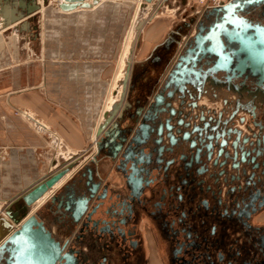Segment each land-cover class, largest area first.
<instances>
[{"label":"flooded vegetation","instance_id":"1","mask_svg":"<svg viewBox=\"0 0 264 264\" xmlns=\"http://www.w3.org/2000/svg\"><path fill=\"white\" fill-rule=\"evenodd\" d=\"M174 13L180 19L154 48L151 67L129 71L114 116L121 118L117 156L97 150L100 134L85 162L92 179L85 187L76 182L79 174L73 178L77 196L89 199L82 218L50 201L38 208V220L67 256L56 264H264V84L234 81L237 91L215 73L218 80L210 76L192 97L184 94V132L220 113L227 123L202 130L200 138H172L169 109L149 112L147 105L164 81L159 68L172 66L193 32L196 14ZM245 16L264 24V3ZM167 100L180 110L177 97Z\"/></svg>","mask_w":264,"mask_h":264},{"label":"water","instance_id":"2","mask_svg":"<svg viewBox=\"0 0 264 264\" xmlns=\"http://www.w3.org/2000/svg\"><path fill=\"white\" fill-rule=\"evenodd\" d=\"M98 2L99 0H60L57 6L61 10H71L77 7H91ZM152 2L153 0H142L139 7L144 8L141 5ZM8 3H11V9ZM263 3L264 0H232L224 6L202 10L199 16H195L197 19L195 18L192 34L167 71L162 86L147 105L149 112H156L155 109L158 112H166L169 109L166 123H169L172 138L184 139V135L189 138L191 135L193 138H200L202 130H212L219 123H227V120H221L220 113L217 119L200 118L199 123L193 124L190 131L184 132V109H182L184 94L187 93L192 97V90L200 91L210 76L218 80L214 76L215 73L221 72L228 83L233 84L237 81L243 85L242 87H245L246 81L258 87L264 84V24L252 21L245 16L247 13L254 12V9L262 6ZM16 7L21 10H17ZM37 8L34 0H0V13L3 15L5 25L21 19ZM141 17L137 19L136 32L146 21L144 18L140 19ZM130 58L131 51L128 56L129 60ZM129 60L126 62L127 68L123 79L119 82L122 88L121 96L103 114V120L97 128V135L101 134L96 142L97 150L112 158L117 156L120 149L119 143L122 141L116 136L118 120L121 118L116 116V121L114 116L123 100ZM239 83L233 84L237 91H240ZM174 97L179 99V111L174 110L167 100ZM239 105V100H236V108ZM146 119L149 122L152 121L151 117ZM171 122L173 125H170ZM185 125L188 126V124ZM142 126L143 130L148 127L147 124ZM226 132L229 136V131ZM202 135L206 137L205 134ZM68 173H71L70 177L64 182H59L63 181L61 179ZM78 174L80 179L76 182L84 183L86 187L88 180L93 177V169L89 163L79 165L77 160L64 161L51 175L7 204L4 214H0V264H56V261L67 259L66 255L60 254L58 242L45 228L43 221L38 220L37 211L39 207L50 201L54 202L57 208L72 212L75 221L82 218L89 199H81L76 194L77 183L73 178ZM58 182L60 184L54 186ZM47 191H51L52 194L36 206H32ZM27 209H30L29 212L24 213Z\"/></svg>","mask_w":264,"mask_h":264},{"label":"rangeland","instance_id":"3","mask_svg":"<svg viewBox=\"0 0 264 264\" xmlns=\"http://www.w3.org/2000/svg\"><path fill=\"white\" fill-rule=\"evenodd\" d=\"M34 2L38 6L36 11L25 14L22 19L15 22L6 25L3 23V27L0 25V78L7 73L10 78L23 80L30 89L43 91L45 86L40 82L43 70L46 69L47 73L52 75L58 73L54 71V67L59 60L90 59L92 62L91 84L94 95L97 93L99 96L97 99L99 107L96 115L94 114L92 134L85 149L88 154L91 147L93 151L95 150L94 146H91L92 140L96 138L95 127L102 119L111 98L116 95L119 80L123 77L121 73L127 57L125 50L127 49L128 54L131 43L134 42L132 59L134 62L137 61L143 36L145 39L146 35L150 36L153 32H159L160 35H157V39L155 38V41H159L172 21L180 19V16L178 14L175 15L176 18H168L160 15V18H154L153 12H162L167 15V8L161 5L155 9V5L149 4L141 5L144 8H140L139 0H114V3L108 1L80 17L76 13L71 15L58 13L57 0H42L41 8L37 0ZM8 4L11 9V3ZM198 8L200 11L196 12L197 8L187 7L184 14L191 12L199 16L202 9L199 5ZM16 9L21 10L19 7ZM173 15L171 13V16ZM139 16L146 17V21L140 32L135 33L132 29ZM130 36H132L131 39ZM128 41L129 47L126 48ZM61 64L66 76H72L74 71H78L79 76L83 77L88 69L84 67V62L78 67L67 62ZM100 71L104 75L103 83L97 77ZM0 84L1 105L11 90H6L3 82ZM5 102L9 105L7 100ZM9 106L13 115L23 117L19 107ZM5 120L4 115L0 116V122L4 126ZM29 124L36 130L32 123L29 122ZM58 145L56 142V144H50V147L55 156L58 154L61 157L63 153L58 151ZM19 147L20 145L3 142L0 138V207L7 206L21 194L10 199L13 196L10 192L18 190L29 180L26 175L32 173L30 163L17 161L12 157V149ZM61 161L62 159L58 162L59 165L63 163Z\"/></svg>","mask_w":264,"mask_h":264},{"label":"crops","instance_id":"4","mask_svg":"<svg viewBox=\"0 0 264 264\" xmlns=\"http://www.w3.org/2000/svg\"><path fill=\"white\" fill-rule=\"evenodd\" d=\"M108 1L114 3V0H99L97 4L91 7H77L71 10L57 8V12L63 15L76 13L79 17L80 15L85 16L86 13L97 9ZM153 3L155 9L157 6L164 5L168 12L167 15L162 12H153L154 18H160V15L176 18L174 12L178 9L179 13V10L184 11L187 7L197 8V12L200 11L198 5H196L198 0H153L149 5H153ZM171 13L174 15L171 16ZM170 28L171 24L164 31V36L162 35L163 38L159 41H155L157 35H160L159 32H153L154 34L152 33L150 36L146 35L145 39L143 36V40L139 45V55L137 61H135L133 76L142 66L151 67V57L154 48L163 42ZM151 42L153 43L151 44ZM178 52L179 50L176 55ZM66 62L77 67L80 66V63L84 62V67H88L87 71L85 70L87 73L85 72L83 77H80L78 71H74L72 76H66L61 68V63L64 64ZM57 63L54 71H58V73L49 75L46 69L42 71L40 82L45 86L43 91L30 89L29 86L24 84L23 80L10 78L7 76V73L0 78V83L3 82L5 84L4 88L11 90L7 94L8 98L6 97L5 101L7 100L12 107H19L20 111L23 112L22 118L13 115L10 112L11 107L3 100V103L0 105V116L4 115L6 120L5 126L0 122V138L3 142L20 145L19 148L12 149V157L16 158L17 161L27 162L32 165L30 168L32 173L26 175V178H29V180L23 183L15 192H10V195H13L10 199L20 193H24L34 184L56 171L60 167L58 162L63 156L66 157L68 153H73V157L79 155V165H83L84 161H86V158L83 157L87 155L85 149L89 144L94 116L99 107V103H97L99 96L97 93L94 95L91 84L92 62L86 58L84 60H59ZM58 66L59 68H57ZM168 68L169 66L164 68L163 65L159 68L157 73L161 75V78L166 75L167 70H169ZM124 69L125 67L122 70V74L124 73ZM97 77L103 83L104 75L101 71L97 74ZM29 122L36 127V130L30 126ZM97 127L98 124L95 127L94 133ZM56 142L57 144L60 142L58 151H62L61 157L58 154L55 156L51 150L50 144H56ZM62 161L64 162L65 160L62 159ZM97 166L98 170H105L103 162L100 161Z\"/></svg>","mask_w":264,"mask_h":264},{"label":"bare ground","instance_id":"5","mask_svg":"<svg viewBox=\"0 0 264 264\" xmlns=\"http://www.w3.org/2000/svg\"><path fill=\"white\" fill-rule=\"evenodd\" d=\"M42 1V0H41ZM40 1V3H39V0H38V3L40 4V8H41V2ZM90 1V0H89ZM60 2V0H58V3ZM58 3H57V5H58ZM142 3V0H139V5ZM2 13H0V25L3 27L4 25H3V23H1V20H2ZM142 18H144V19H146V17H144V16H142L140 19H142ZM139 20V19H138ZM138 20H136V23L134 24V26H133V29H132V32L134 31L135 33H138V32H140V30L138 31V32H136L135 31V26H136V24H137V21ZM131 33V32H130ZM129 34V33H128ZM131 34H133V33H131ZM131 37L132 36H130V39H131ZM128 38V37H127ZM130 39H129V41H130ZM129 41H128V44H127V47L126 48H128L129 47ZM133 44V45H132ZM126 45V44H125ZM125 48V49H126ZM133 49H134V42H132L131 43V46H130V49H129V52H128V54H127V49L125 50V52H126V55H127V57H126V59L127 60H129L128 59V56H129V54H130V51H131V58H130V60H129V66H128V75H127V79H126V85H127V82H128V78H129V71H130V69H131V67L135 64V62L133 61V59H132V55H133ZM124 52V53H125ZM125 55V56H126ZM127 60L125 61L124 60V65H125V69H124V71L126 70V68H127ZM122 74V73H121ZM121 74H120V78H121ZM118 75V74H117ZM123 76H124V73H123ZM119 78V79H120ZM123 79V77L120 79V82H121V80ZM118 91H120V93H119V95L121 96V92H122V88H121V85L119 84L118 85ZM118 91H117V93L116 94H118ZM125 91H126V87H125ZM125 91H124V93H125ZM116 96V95H115ZM111 104H112V98H111V100H110V102L108 103V105H107V107H106V109H105V112L106 111H108L109 109H110V107H111ZM104 112V113H105ZM103 113V114H104ZM30 115V114H29ZM31 116V115H30ZM102 120H103V117H102V119L100 120V122L98 123V125L102 122ZM98 128V127H97ZM97 130V129H96ZM95 134H96V137H98L99 135H97V131L95 132ZM94 143H95V140H94ZM67 160H66V162H73L74 160H76V159H72V160H70L68 157L66 158ZM71 172H73V171H71ZM70 174L71 173H68V174H66V175H64V177L61 179V180H63V181H59V182H64V180L65 179H67V178H69L70 177ZM56 183L54 186H58L57 184H60V183ZM53 188H55V187H53ZM52 193H51V191H47L36 203H34L32 206H36L37 204H39L42 200H44L45 198H47V197H49L50 195H51ZM17 198V197H16ZM5 209H6V206L4 205V206H2V208H0V214H4V212H5Z\"/></svg>","mask_w":264,"mask_h":264},{"label":"built area","instance_id":"6","mask_svg":"<svg viewBox=\"0 0 264 264\" xmlns=\"http://www.w3.org/2000/svg\"><path fill=\"white\" fill-rule=\"evenodd\" d=\"M232 0H198V5L201 7V9L202 10H205V9H210V8H214V7H220V6H224V5H226V4H228L229 2H231ZM37 3H38V0H37ZM34 11H36V10H34ZM22 19V18H21ZM2 23H4L3 21H4V19H3V17H2ZM96 137V136H95ZM95 140V139H94ZM94 140H92V145L91 146H94V148H95V144H94ZM59 144H60V142H59ZM92 149H93V147H91ZM91 149V151L85 156V157H83V158H86V161H88L91 157H92V155H93V153H94V151ZM73 153H68L67 155H66V157L65 156H63V158L62 159H64L65 161L67 160L66 158L68 157L70 160H72V159H76V160H78L79 158V155H75V156H77V157H73ZM73 157V158H72ZM86 161H84V163L86 162ZM79 164H80V160H79Z\"/></svg>","mask_w":264,"mask_h":264}]
</instances>
